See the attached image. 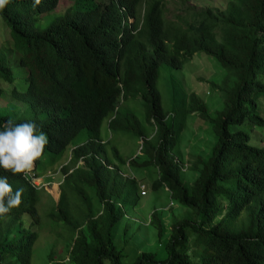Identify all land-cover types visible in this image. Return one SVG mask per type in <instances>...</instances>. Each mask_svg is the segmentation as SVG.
<instances>
[{
	"label": "trees",
	"instance_id": "1",
	"mask_svg": "<svg viewBox=\"0 0 264 264\" xmlns=\"http://www.w3.org/2000/svg\"><path fill=\"white\" fill-rule=\"evenodd\" d=\"M57 1L10 0L0 11L10 39L0 43V78L12 82L13 62L22 68L23 82L22 90L8 89L19 92L15 102L0 108L10 105L15 112L26 104L28 109L27 120L0 109V130L9 120L33 122L49 141L29 177L0 169L13 190L24 189L20 207L0 218V264H29L37 236L31 226L39 219L40 187L32 179L57 163L66 147L59 193L47 215L67 224L72 237L66 258L49 253L48 264H264V139L250 143L239 127L243 122L264 126L258 102L264 97V0L201 8L178 0L183 5L178 11L185 13L171 17L165 14L168 0H71L38 26L36 20ZM197 51L224 69L219 81L209 82L221 93L222 107L211 114L195 92L181 93L173 85L168 113L157 87L159 66L181 68ZM128 98L139 100L152 134L145 133L132 109H119ZM191 111L209 122L215 142L205 158L191 160L195 174L185 182L172 145ZM104 118L108 129L139 137L140 159L125 158L113 144L107 148L108 139L100 135ZM81 130L85 138L73 141ZM124 164L153 165L150 188L164 187L192 212L168 224L159 242L166 253L161 259L141 250L123 263L113 242L124 205L137 204L144 183L123 174ZM159 212L152 209L148 219L158 238L165 231ZM22 213L29 225H23Z\"/></svg>",
	"mask_w": 264,
	"mask_h": 264
},
{
	"label": "rangeland",
	"instance_id": "2",
	"mask_svg": "<svg viewBox=\"0 0 264 264\" xmlns=\"http://www.w3.org/2000/svg\"><path fill=\"white\" fill-rule=\"evenodd\" d=\"M106 1V0H104ZM178 0H168L166 5V16H173L179 12L183 5L177 2ZM226 0H187L184 4L193 5L195 8L204 6H222ZM71 0H58L55 7L48 13L42 14L37 20L38 26H44L55 13H60L69 5ZM174 18V17H173ZM130 20V18H129ZM10 43L7 31L3 32V25L0 19V43L3 41ZM9 41V42H8ZM11 70L14 75L12 82H7L0 78V104L8 103L12 100L14 103L19 92L11 93L8 89L13 85L16 90L23 89V82L20 78L22 68L11 62ZM224 75V69L208 55L201 51L195 52L190 59L184 61L181 68H172L161 64L158 69L157 87L160 91L162 108L171 113L173 85L176 86L179 92L193 91L206 106L209 113L214 114L222 107V97L218 89L210 85V80L219 81ZM137 99H124L119 104L121 111L132 109L137 115L144 131L147 135L152 134L153 126L147 123L144 118L143 107L139 105ZM261 112L264 116V97H259ZM19 104V102L17 103ZM15 112H12L10 105L1 107V110H6L11 114H15L22 119L27 120L28 109L26 107ZM249 135V142H260V136L264 139V126L249 125L243 122L239 125ZM100 135L103 139H108L107 148L113 144L118 151L125 157L129 158L137 154V159L141 158L139 154L140 139L130 131L108 129L107 118H104L100 125ZM85 138V131L81 130L73 141H78ZM215 142V136L209 122L196 114L194 111L187 112L184 119V124L180 131L175 135L172 145V153L179 158L182 163V178L185 182H190L195 174V170L189 166L191 160L200 156L205 158L210 152L211 145ZM69 147H66L61 155V159L53 166L45 169L40 176L33 177L32 182L39 186L37 190L36 209L39 215L38 223L31 228H34L37 236L32 244L29 264H48V254L50 253L53 259L66 258V252L69 242L72 237L70 227L61 220H52L48 217L47 212L54 208L55 201L59 193V183L62 178V172L59 169V163L65 162ZM123 174H132L138 180L144 182L145 193L139 196L135 206L124 205V213L120 217L115 232L113 242L116 247L122 250V262H130L134 259L137 252L141 250H152L155 252V257L161 259L166 253L159 242L167 236L169 223L180 216H193L189 208L177 203L169 196V193L164 187L160 186L156 189H151L149 186L150 180L155 176V167L153 165L127 167L125 164L120 166ZM70 183L64 184L62 187H68ZM69 194V193H68ZM73 199V196H72ZM91 201L94 202L92 197ZM152 209L159 210L160 217L164 223L165 231L158 238L155 228L148 222L149 213ZM21 221L23 225H29V216L27 213H22ZM70 264V263H66ZM103 264H110L108 260H104Z\"/></svg>",
	"mask_w": 264,
	"mask_h": 264
},
{
	"label": "clouds",
	"instance_id": "3",
	"mask_svg": "<svg viewBox=\"0 0 264 264\" xmlns=\"http://www.w3.org/2000/svg\"><path fill=\"white\" fill-rule=\"evenodd\" d=\"M8 3L10 0H0V11ZM40 3L41 0H35V5ZM48 143L47 135L38 131L35 123L6 121L0 130V169L10 175L29 177L36 162L43 157ZM23 192V188L13 190L7 176H0V218H7L13 209L20 207Z\"/></svg>",
	"mask_w": 264,
	"mask_h": 264
},
{
	"label": "built area",
	"instance_id": "4",
	"mask_svg": "<svg viewBox=\"0 0 264 264\" xmlns=\"http://www.w3.org/2000/svg\"><path fill=\"white\" fill-rule=\"evenodd\" d=\"M139 191H140V194H144L145 193V190H144V183H139Z\"/></svg>",
	"mask_w": 264,
	"mask_h": 264
}]
</instances>
